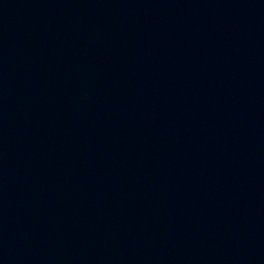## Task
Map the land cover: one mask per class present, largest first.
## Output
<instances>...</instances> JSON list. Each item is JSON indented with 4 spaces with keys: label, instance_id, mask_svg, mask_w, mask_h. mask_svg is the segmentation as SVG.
Masks as SVG:
<instances>
[{
    "label": "water",
    "instance_id": "obj_1",
    "mask_svg": "<svg viewBox=\"0 0 264 264\" xmlns=\"http://www.w3.org/2000/svg\"><path fill=\"white\" fill-rule=\"evenodd\" d=\"M0 264H264V0H0Z\"/></svg>",
    "mask_w": 264,
    "mask_h": 264
}]
</instances>
